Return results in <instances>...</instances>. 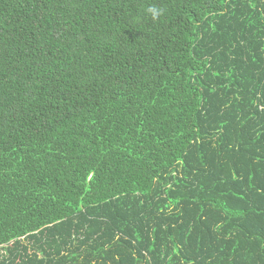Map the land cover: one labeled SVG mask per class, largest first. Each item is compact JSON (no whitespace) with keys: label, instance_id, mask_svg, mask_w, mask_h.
<instances>
[{"label":"trees","instance_id":"trees-1","mask_svg":"<svg viewBox=\"0 0 264 264\" xmlns=\"http://www.w3.org/2000/svg\"><path fill=\"white\" fill-rule=\"evenodd\" d=\"M0 264H264V0H0Z\"/></svg>","mask_w":264,"mask_h":264}]
</instances>
